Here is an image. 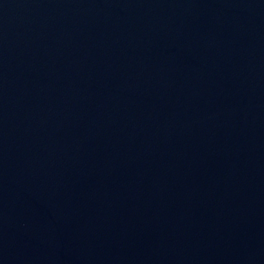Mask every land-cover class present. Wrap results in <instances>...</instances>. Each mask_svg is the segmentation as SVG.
I'll return each mask as SVG.
<instances>
[{
  "label": "water",
  "instance_id": "obj_1",
  "mask_svg": "<svg viewBox=\"0 0 264 264\" xmlns=\"http://www.w3.org/2000/svg\"><path fill=\"white\" fill-rule=\"evenodd\" d=\"M0 264H264V0H0Z\"/></svg>",
  "mask_w": 264,
  "mask_h": 264
}]
</instances>
